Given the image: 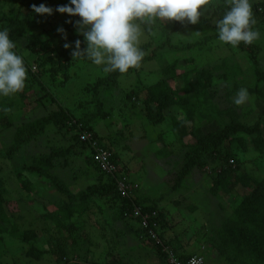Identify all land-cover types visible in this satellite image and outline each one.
<instances>
[{"label": "trees", "instance_id": "obj_1", "mask_svg": "<svg viewBox=\"0 0 264 264\" xmlns=\"http://www.w3.org/2000/svg\"><path fill=\"white\" fill-rule=\"evenodd\" d=\"M52 1L9 0L12 6L10 11L14 18L5 19L4 23L0 25V29L7 28L9 30V38L16 43L14 51L18 50V52H15L20 56V52L24 54L22 58L27 70L25 87L22 91L9 96H0V134L2 139H4L6 135L11 133V143L6 149H0V157L12 160L18 152L43 137L51 128H55L58 131L66 130L69 134L71 133V140L76 145L75 149L71 145L58 150L51 149L49 153L34 156L30 163H23L21 170L26 174L49 181L59 194L66 196L70 200L71 204L76 201L89 204L92 201L94 202V200H98V202L103 204H109L110 209L118 219L123 221L136 220L138 226L134 231L139 236L137 238L139 240L142 239L141 242L150 246V248L158 250L165 258V254L159 244L149 239L140 227L138 218L133 215L132 207L135 205L147 213L155 211V220L159 223L157 234L162 243L171 246V250L179 260H185L191 255L184 254V251H182L184 248L179 246L180 242L172 238L167 240L163 235L167 226L161 221V218L165 217H163L161 208L158 207L157 200L152 201L144 190L137 189V183L131 182L126 176L120 177V172L122 171H117L114 175L104 173L93 160L91 147L79 140L81 132L89 133L93 140L98 143V147L105 148L111 152L113 161H116L117 153L111 150L112 146H114L110 143L112 141L108 139L109 142L105 143L106 140H103L98 134L96 127L99 123H102L106 116L102 114V108L105 105H108L111 109L112 107L114 108L113 103L115 100H112L113 95L119 90L122 91L121 106L127 107V109H136L139 105V112L143 120L150 125L158 126L162 124L165 115L164 111L176 105L179 109L186 112L187 118L183 124L173 118L172 130L176 135V142L185 152L172 170L168 172L174 176L171 191L180 190L185 179L196 171H200V168L205 165V160L210 155H216L221 152V149H224V156L228 159V164L215 174L214 184H212L211 192L209 193L212 196L220 192L229 194L239 186L249 190V193L241 197L240 202L233 209L231 215L221 223L216 231L215 241L212 240V248L230 264H264V178L257 181L251 174H238L233 161L234 154L245 152L250 147L257 154L262 155L264 153V126L262 125L264 116V68L260 65L261 46L258 42L254 41L250 45L241 42L234 47L240 52L249 54L247 59L251 62L253 74L251 91L262 111L261 115H257L252 124L248 122L247 118L254 110L249 108L247 111H243L242 106H236L233 103V98L236 97L237 92L244 88V85L241 84V69L237 65H229L226 60H223L221 65L190 70L189 73H193L194 79L187 82L183 88L177 90L172 89L170 79H175L178 76V60L163 64L159 68L161 74L168 76L167 78L158 80L155 83L138 80L134 83L133 88H128V90L125 88L123 90L122 88L120 89V76L138 73L143 65L150 61L161 64L164 60V53H161V50L169 47L176 53L177 50H185L189 47V44L186 47H175L168 35L164 43L157 45L153 49H150L151 46L147 43L140 47L144 52V57L138 67L129 69L124 74L118 71L107 73L93 83H86L81 86L80 92L88 98L90 97V100L78 101L80 108H75L74 114L70 109L66 108L65 110L59 107L57 110L47 112L38 118L16 123L13 119V114L16 111L24 110L26 103H29L30 106V110L27 112L35 109L45 110L47 105L54 101L51 88L64 87L72 78L69 74L70 72H64V68L74 66L77 64L78 59L72 55L73 49L64 47L65 43L74 45L76 40H80L81 48L83 47L84 41L77 38L75 34H70L66 39L64 38L69 34V31L73 34L76 28V21L80 19L78 16L69 17L65 14L62 19L65 22L59 26V28L64 29V32L61 33L56 28V30H51L52 32H50V29L45 27L54 20L53 14L41 16L32 12V5L39 6L43 3L50 7ZM7 2V0H0V8L4 4L6 5ZM250 3L255 20L252 30L262 33L264 32V0H259L253 4L252 2ZM203 7L208 11V14L207 16L201 15L198 22L209 26L214 18H216L217 25V22L230 9V4L229 0H209V3ZM137 22L139 23V21ZM171 22V25L173 24L171 31H177L182 24L175 20H171ZM160 24L163 25L161 22ZM140 25L147 32L151 31V23L144 22L140 23ZM193 45L190 44V46H196L200 50L199 47L203 48L206 46V42L203 40L195 46ZM39 51H42V53H39ZM86 59L84 58L83 61L87 63ZM187 61L192 62L191 59ZM34 65L38 68V72L35 74L32 72ZM48 74L51 76V79H49L50 83L45 82L43 79ZM60 74L64 75L63 81H61V85L54 87L53 82ZM214 79L219 81V83H223L225 87L223 101L228 106L225 105L221 108L219 103H212L216 95L213 85ZM91 94L93 95L91 96ZM91 107H93V110ZM239 109L242 111L238 112ZM196 116L201 118L199 122L195 123L193 119ZM186 138L193 139L194 143L190 146L184 144ZM83 152H89L87 154H90L89 160L94 164L99 174L95 183L88 186L86 190L72 194L58 170L62 166H67V157L69 155L77 157ZM159 156L163 159L170 157L167 145L163 144L159 150ZM232 166L235 168H232ZM19 175L21 173L17 174V176ZM122 178L126 179L131 186L137 185L136 189H133L130 196L126 198L122 197L117 191L116 181ZM30 183L27 180H20L22 190L28 193L31 192ZM5 190V184L0 177V234L6 232L7 227L5 224H13L12 218L5 209ZM79 206H72L64 210L57 208L55 214H49L47 222H50L56 228L59 236L61 231L69 233L74 224L70 222L66 224L60 221L61 218H56V213L64 215L65 220L71 219L75 214L77 217L87 215L86 206ZM186 208L191 212L196 210V206L193 205H187ZM13 231L16 232L17 230L13 229ZM35 235L34 231L20 232L23 242L35 240ZM56 242L57 240L55 245ZM72 243L75 246L78 244L75 240ZM73 248L70 249L72 250L71 252L78 255ZM61 250L66 251L67 247H63ZM51 251L50 247L43 246V250H38L33 245H28L25 255L36 261L43 256L50 255L53 257L55 264L68 263L62 254L52 253ZM203 254L204 251L197 255L204 257ZM0 264L18 263L16 260L11 259L10 262L5 260L0 262Z\"/></svg>", "mask_w": 264, "mask_h": 264}, {"label": "rangeland", "instance_id": "obj_2", "mask_svg": "<svg viewBox=\"0 0 264 264\" xmlns=\"http://www.w3.org/2000/svg\"><path fill=\"white\" fill-rule=\"evenodd\" d=\"M7 1V4L0 8V25L4 23L5 19L14 18L10 11L12 6L9 0ZM257 1L259 0H250L252 4ZM67 3L68 0H53L51 2L50 7L53 9L54 20L45 26L50 29V32L58 29L65 22L62 20L65 14L57 13L55 9ZM201 11V15L207 16L208 11L204 7ZM171 23V21L154 20L151 22L150 32L144 30L140 25L143 35L139 46L147 43L150 44V49H153L164 43L168 35L175 47H186L187 44L189 47L185 50H177L176 53L169 47L161 50V53H164V60L161 64L150 61L145 63L138 73L120 76V89H131L138 80L155 83L167 78L168 76L161 74L159 68L163 64L178 60V76L175 79H170L172 89L177 90L194 79L193 73H189L190 70L221 65L223 60H226L229 65H237L241 69V84L249 93V100L241 106L243 111H247L249 108L254 110L247 118L248 122L252 124L262 111L251 91L253 74L251 62L247 59L249 54L240 52L230 44L219 41L216 18L211 21L209 26L199 22L193 25L185 21L177 31H171L173 27ZM70 34H75L77 38L84 41V37L78 34L77 28L73 34L69 31L66 37ZM203 40H205L206 46L199 47V50L195 45ZM256 42L261 46L259 58L260 65L264 68V32L260 33ZM84 43L81 49L86 47V42L84 41ZM190 44H195L193 45L195 47L190 46ZM70 48L74 50L73 47ZM20 53L21 56L24 55L22 52ZM76 59H78L77 64L64 68V72H70L72 77L67 85L56 89L51 88L54 101L48 104L45 110L35 109L29 112L27 111L30 110V106L29 103H26L24 110L16 111L13 114L14 122L29 121L45 115L47 112L57 110L59 107L65 110L66 108L70 109L74 114L75 108H80L78 101H86L90 98L80 92L81 86L86 83L91 84L107 73L103 71V66H96L88 59H86L87 63L84 62V57H76ZM190 59L192 62L187 61ZM32 72L34 74L38 72L36 65L32 68ZM63 76L60 74L56 77L53 82L54 87L61 85ZM43 79L50 83V74L44 76ZM213 85L216 95L212 103H219V107L223 108L227 105L223 101L225 87L222 82L219 83L216 79L213 80ZM121 98L122 91L119 90L114 93L112 99L115 100L114 108L111 109L108 105L102 108L101 112L106 116L102 123L96 127L98 134L103 140H106L105 143L110 140L112 141L110 143L114 145L111 150L117 153L118 159L116 158L115 162L117 171H122L120 177L126 176L131 182L137 183V189L144 190L152 201L157 200L158 207L161 208L163 217H165L161 218V221L167 226L163 233L164 237L167 240L172 238L180 242L179 246L182 248H188L187 252L184 253L185 255L200 254L204 251L203 255L209 264H230L214 251L212 240L215 241L217 229L231 215L241 197L248 195L249 190L239 186L229 194L220 192L212 196L209 193L212 184H214L215 174L228 164V159L224 156V149H221V152L216 155L212 154L208 158L206 157L205 165L200 168V171L189 175L183 182V187L172 192L174 176L168 172L172 170L185 152L176 142L172 123L174 118L183 124L187 118L186 112L175 105L164 111L162 124L150 125L143 120L139 112V105L136 109H127V107L121 106ZM91 108L93 110V107ZM242 110L239 109L238 112ZM200 118V116H196L193 121L199 122ZM262 125L264 126V116ZM159 135L162 139L159 138ZM71 137V133L69 134L64 129L58 131L51 128L43 137L18 152L12 160L0 157V177L6 188L5 209L13 220V224H5L7 230L0 234V262L5 260L10 262L13 259L18 264H55L50 255V257L48 255L43 256L38 261L31 260V257L26 256L27 246L33 245L38 250H43V246L50 247L52 253L62 254L67 260V264H166L165 258L158 250L150 248L141 242L142 239L137 238L139 236L134 231L138 226L136 220L123 221L118 219L110 209L109 204H103L98 200L89 204L78 203L77 201L71 204L70 200L59 194L49 181L26 174L21 170L23 163H30L34 156L49 153L51 149H63L70 145L75 149L76 145ZM10 143L11 133L6 135L4 139L0 134L1 150L6 149ZM193 143V139L186 138L184 140V144L188 146ZM163 144L167 145L170 152V157L167 159L159 156V150ZM250 148L245 152L234 154L233 161L237 173L251 174L255 180H263L264 153L262 155L257 154ZM88 153L83 152L77 157L69 155L67 166H62L58 170L72 194L86 190L88 186L95 183L99 174L94 164L90 162V154L87 155ZM235 167L232 166V168ZM20 173L21 175L17 176ZM20 180L30 181L32 191L28 193L22 190ZM76 205H80L79 207L86 206L88 214L82 217H77L75 214L71 219L65 220L64 215L56 213V218H61L60 221L66 224L68 222L74 224L69 233L61 231L59 236L56 228L47 222L49 214H55L57 208L64 210ZM187 205L196 206V210L191 212L186 208ZM13 229L17 231L12 232ZM24 231H34L36 233L35 240L23 242L20 232ZM74 240L78 243L77 246L73 244L74 242L72 243ZM63 247H67V250L62 251ZM71 248L77 251L78 255L72 253ZM167 248L172 249L171 246H167Z\"/></svg>", "mask_w": 264, "mask_h": 264}, {"label": "clouds", "instance_id": "obj_3", "mask_svg": "<svg viewBox=\"0 0 264 264\" xmlns=\"http://www.w3.org/2000/svg\"><path fill=\"white\" fill-rule=\"evenodd\" d=\"M208 3L209 0H68L55 11L80 18L75 27L84 37L86 47L81 49L80 40H76L74 45L65 43V48H74L73 56L84 57L96 66H103L105 73L118 71L124 74L138 67L144 57L139 46L143 35L140 23L159 19L187 21L194 25L200 19L201 9ZM229 4L230 9L216 25L219 41L233 47L241 42L252 44L259 39L260 33L252 30L255 20L250 0H229ZM32 12L41 16L52 15L53 9L42 3L32 5ZM57 31L63 33L64 29ZM15 48L16 43L9 38V30L0 29V96L18 93L25 87L27 70ZM248 100V90L241 88L233 103L241 106Z\"/></svg>", "mask_w": 264, "mask_h": 264}, {"label": "built area", "instance_id": "obj_4", "mask_svg": "<svg viewBox=\"0 0 264 264\" xmlns=\"http://www.w3.org/2000/svg\"><path fill=\"white\" fill-rule=\"evenodd\" d=\"M79 140L82 143L88 144L93 150V160L98 164L100 169L110 175H114L117 172V166L113 161L112 154L108 150L102 147H98V143L93 140L92 136L87 132H81ZM117 191L124 198L129 197L131 191L136 189L137 185H130L126 179H118L116 181ZM133 215L138 218L140 227L146 233V236L153 242L159 244L162 252L165 254L166 264H207L204 257L201 255H191L185 260H179L173 253V251L165 244L162 243L158 236L159 223L156 218V212H143L140 207H132Z\"/></svg>", "mask_w": 264, "mask_h": 264}, {"label": "crops", "instance_id": "obj_5", "mask_svg": "<svg viewBox=\"0 0 264 264\" xmlns=\"http://www.w3.org/2000/svg\"><path fill=\"white\" fill-rule=\"evenodd\" d=\"M188 250V248H184L182 251H184V253H186ZM206 262L209 264V261H207V258H205Z\"/></svg>", "mask_w": 264, "mask_h": 264}]
</instances>
